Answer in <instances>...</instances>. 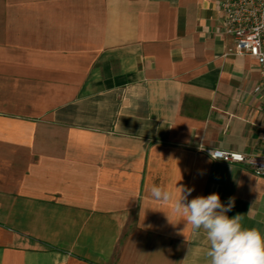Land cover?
Masks as SVG:
<instances>
[{"label":"crops","instance_id":"crops-1","mask_svg":"<svg viewBox=\"0 0 264 264\" xmlns=\"http://www.w3.org/2000/svg\"><path fill=\"white\" fill-rule=\"evenodd\" d=\"M220 18L216 0H0V264H210L180 186L264 235V177L197 149L264 134L258 65Z\"/></svg>","mask_w":264,"mask_h":264},{"label":"clouds","instance_id":"clouds-1","mask_svg":"<svg viewBox=\"0 0 264 264\" xmlns=\"http://www.w3.org/2000/svg\"><path fill=\"white\" fill-rule=\"evenodd\" d=\"M179 196L172 211L186 217L193 233L203 229L209 242L207 256L210 264H264V235L257 227H244L242 215L229 218L228 212L234 207V198L229 197L227 205L221 203L217 193L197 196L188 200L191 188L176 187ZM155 200L167 203L172 193L159 185L150 189Z\"/></svg>","mask_w":264,"mask_h":264},{"label":"built area","instance_id":"built-area-1","mask_svg":"<svg viewBox=\"0 0 264 264\" xmlns=\"http://www.w3.org/2000/svg\"><path fill=\"white\" fill-rule=\"evenodd\" d=\"M221 15L222 33L232 39L228 53L252 58L259 68V81L252 95L264 97V0H216ZM261 148L240 152L199 144L197 149L210 160L243 167L264 177V134Z\"/></svg>","mask_w":264,"mask_h":264}]
</instances>
